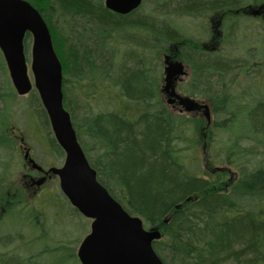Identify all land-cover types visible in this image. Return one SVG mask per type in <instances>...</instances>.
<instances>
[{"label":"trees","instance_id":"trees-1","mask_svg":"<svg viewBox=\"0 0 264 264\" xmlns=\"http://www.w3.org/2000/svg\"><path fill=\"white\" fill-rule=\"evenodd\" d=\"M28 1L51 31L63 68L64 105L91 166L128 212L140 216L146 227L160 228L162 237L153 246L163 262L264 264V68L262 74L249 71L240 88L231 87L234 68L213 65L216 60L207 59L206 52L193 57L191 47L200 42L178 23L182 16L213 12L226 13L233 22L231 10L240 1L144 0L127 15L111 11L104 0ZM230 28L225 37H230ZM31 41L27 33L28 56ZM177 48L196 70L181 88L212 108V125L204 126L208 146L223 152L210 165L233 168L232 182L222 173L210 180L203 171L198 136L202 118L181 113L165 100L163 56L180 58ZM33 116L42 134H53L38 92L26 98L16 92L0 50V208L17 219L15 228L1 232L9 235L0 241V264H80L68 242L54 243L48 230L37 226V212L26 218L53 245L39 250L38 242L28 254L5 250L15 234L21 237L18 217L27 212L20 188L19 201L7 203L16 175L10 172L12 133H34L37 127L28 119ZM21 119L23 128L17 125ZM50 141L60 161L62 150L52 136ZM1 219L0 229L10 218Z\"/></svg>","mask_w":264,"mask_h":264},{"label":"water","instance_id":"water-1","mask_svg":"<svg viewBox=\"0 0 264 264\" xmlns=\"http://www.w3.org/2000/svg\"><path fill=\"white\" fill-rule=\"evenodd\" d=\"M104 1L108 9L118 14H128L143 2ZM27 33L32 35L33 81L25 49ZM0 49L17 93L26 95L33 88L39 93L55 138L66 152L63 166L53 167L51 171L59 175L61 189L71 204L92 219L90 232L77 251L81 264H165L153 246L161 238V230L146 228L141 217L129 213L99 181L97 171L91 166L64 105L63 68L51 31L40 11L28 0H0ZM165 59L164 91L170 96L168 103L178 100L188 112L204 109L210 123L208 105H199L191 97L176 92L174 81L184 73L183 64ZM33 166L41 168L34 162ZM44 181L42 178L36 183L40 185Z\"/></svg>","mask_w":264,"mask_h":264},{"label":"rangeland","instance_id":"rangeland-1","mask_svg":"<svg viewBox=\"0 0 264 264\" xmlns=\"http://www.w3.org/2000/svg\"><path fill=\"white\" fill-rule=\"evenodd\" d=\"M147 3V1H146ZM248 5L255 7L257 5H264V1H260V0H250L249 3H247ZM237 12V11H236ZM234 13V11H233ZM211 15L208 14H203L201 15V17H189L186 16L185 18L179 19L178 23L181 26L182 29H184L185 31H188L189 34L191 36H193L196 39L202 38L204 42L208 43L209 45L211 44L210 39L212 38V36L215 37L216 36H220L221 33H215L216 32V27H219L221 25V22L224 24L226 22H228L227 20H229V15L226 13H210ZM226 16L228 17L227 20H225L224 22L222 21V16ZM243 19L238 20L236 22V29L233 31V33L230 35V38H233V42L229 41V43H224V45L226 47H228L229 49H237L240 50L243 47L245 48H251L252 50H248V52H255V54H257L259 52V54H263V49H264V41H263V35L262 32L264 31V20H260V22H258V25H255L257 28H251V23H256L254 22L252 19L247 18L245 20V17L242 16ZM231 18V17H230ZM235 20V17H234ZM229 24V23H228ZM228 24H225L223 27L222 25L219 27V31L220 29H224V36H226L227 34V30H228ZM213 27L215 28V32L213 30ZM252 33H256V36H260V40H257L258 43V48L256 51L255 43L256 40H251L253 39V35ZM202 35H207L206 37H202ZM211 37V38H210ZM236 38H242L240 40H238L237 42L234 40ZM201 40V39H199ZM202 41V40H201ZM231 42V43H230ZM31 45V44H30ZM30 61L28 62V72H29V76L31 77V80L33 78L32 72H31V47H30ZM246 51V53H248ZM169 56L175 57L172 54H169ZM260 56V55H258ZM262 58H264V55L262 56ZM173 60V59H172ZM259 60H257L258 62ZM264 63V61H263ZM165 67H166V63L164 61L163 64V69H164V78H163V82L161 84V88L163 91V94L165 96V100L169 99V94L164 91V86L166 85L165 83ZM253 72V70H252ZM255 73H257V70H254ZM263 73V72H262ZM235 73L232 74V83H231V87H240L244 84L247 83V77L244 71H239L236 73V75H234ZM245 74V75H244ZM258 74V73H257ZM177 79H179L177 77ZM177 79L176 81H174V85L177 84ZM177 87V85L175 86V88ZM177 93L181 94L182 96H188L189 94L185 93L182 90H179V88H176ZM37 92V91H36ZM186 94V95H185ZM28 95H25L24 98H26ZM190 96V95H189ZM191 98L195 99L196 96L191 95ZM196 100L197 102H199L201 105L202 104H210L209 101H206L204 99H199ZM23 100H20V103H22ZM19 103V104H20ZM172 106V108H175L177 110L180 111L181 109V105L178 103V100L174 103L170 104ZM198 109H195L191 114L192 116L194 115L195 117H201L202 119L200 120V128L198 129V136L199 138L202 137V141L200 143V149L201 151H199V158H201L202 160V166H203V171L204 173L209 177L210 180L215 179L219 173H222V177L225 181H228L230 179V177H232L233 175V168L229 167L227 164L224 163H219L217 165H210L211 160L216 156L219 155L221 153V151L223 152V149H216V150H210L209 146H208V134L205 132V128L204 126L207 124L206 120L204 118L203 112L202 111H196ZM19 115L23 116L21 113V109L18 110ZM29 119V123H31L32 128H36L37 130L34 129V133L37 136H42V132L41 130H39L38 125H35V118L34 116L32 118H28ZM17 125L21 128L24 127L23 124V120L21 119V121L19 123H17ZM45 127V124H43ZM50 127V130H52L51 125L48 126V128ZM44 131V130H43ZM53 132V131H52ZM20 134L21 132H17V133H12V137L15 140V150L18 149V144L19 142L16 140V138L13 136V134ZM33 134V133H32ZM29 135H31V133H29ZM30 139L31 141L33 140V138H27ZM208 146V147H207ZM39 153L42 154L43 151L40 150V148H37ZM53 156L57 157L58 152H54V154H52ZM48 157H50L48 159V161H52V160H56L54 158H51V155L49 154ZM42 160V162H44L45 160H43V158H40ZM65 157L63 156V159L60 158V161L58 163H54V161L51 163V165L56 166V167H61L64 163ZM22 162V157H18L16 160V163H21ZM20 175H17L14 179H16V182H18V180ZM58 184V183H57ZM48 184H46L47 186ZM59 185V184H58ZM45 186V188H46ZM226 188H228V184H225ZM44 188V189H45ZM48 188V187H47ZM51 191H54V188L51 189ZM44 192L42 191L40 193V196H38L37 194H29L27 195V201L30 204L31 208H33L34 212H37L38 215L44 217L43 221H49V223L46 225V229L48 230V228L51 226L50 230L48 231L49 236L52 238L53 241H57L58 243L62 244V242H64V240H66L69 245L71 246V248H74L75 252L77 253V248L80 244V241H82V239L89 233L90 231V224H91V220L87 219V218H81V216H79L77 213H75L72 209V206L70 203L67 202V209L68 212L65 215V220L61 219L62 224L61 225H55L54 227H52V223H56L57 220H59V215L56 212H53V207H44L42 210H40L37 207V203H41V202H45V198H44ZM30 211V210H29ZM29 213H24V221H22L21 224V228L19 230L21 237L17 234H15V238L11 240V244L8 247H5V250H9V249H15L18 250L20 253L23 254H28L30 251L35 252V250L33 249V246L35 247L36 243L39 242L42 245L39 246V250L44 249V245H46V249L50 248L53 243L52 240H48L50 237L47 236V240H43V235L40 237L39 235L41 233L38 234V232H36V229L33 228L32 226V222L26 218V215ZM46 214H47V218H46ZM2 221V219L0 220V222ZM17 224V219L15 217H11L6 224L4 225V228H14ZM57 230V231H56ZM6 239L5 235H2V241H4ZM42 240V241H41ZM8 245V244H6ZM33 245V246H32ZM4 246H1L0 248H3ZM38 251V250H37ZM67 253V250H65L63 252ZM77 256V254H76ZM44 259L41 258L40 261L43 263Z\"/></svg>","mask_w":264,"mask_h":264},{"label":"flooded vegetation","instance_id":"flooded-vegetation-1","mask_svg":"<svg viewBox=\"0 0 264 264\" xmlns=\"http://www.w3.org/2000/svg\"><path fill=\"white\" fill-rule=\"evenodd\" d=\"M235 1H240V6L238 8H235L233 10H231L232 14L235 17V20L232 22L231 18L229 17V20H227L228 17H226L225 15L222 16V21L224 22L225 20H227L228 22L226 23H222L221 25L222 27L225 24H228V29L230 28L231 34L233 33V31L236 29L235 25L236 22L238 20H242L244 16L245 20L247 18L252 19L254 23H251V28H257L255 25H258L257 23L260 22V20H264V5L260 6L257 5L255 7H252L250 5H248L247 3L250 2V0H235ZM234 11V13H233ZM237 11V12H236ZM186 17V16H185ZM238 23V22H237ZM233 24V25H232ZM220 25V26H221ZM219 26V27H220ZM219 27L216 26V32H215V28L213 27V30L215 33H221V35L218 37L215 35L212 36V38L210 39L211 44L209 45L208 43L204 42L202 38L196 39L198 42H200V45L197 46V48L191 47L193 49V51L191 52L192 56L195 57L198 54L201 56H204V52H206V58L207 59H212V60H216L217 63H214L213 65L219 66V64H222L225 69L232 67L234 68V70L231 72L232 74L235 73L234 75H236L237 72L239 71H244L245 74H248L249 71L257 70L258 74H262L263 72V67H264V63H263V59L262 55L259 54V52L257 54H255V52H248V50H252L251 48H245L243 47L240 50L235 49H229L228 47L224 46L223 41H232L233 42V38L230 37H223L224 36V29H220L219 31ZM228 33V30H227ZM230 34V35H231ZM253 35V39L251 40H256L255 43V48L257 51L258 48V43L257 40H260V36H256V33H252ZM207 35H202V37H206ZM242 38H236L234 37V40L237 42L238 40H240ZM231 43V42H230ZM199 49L202 50L201 53H199ZM178 51V56L180 58H177L178 61H181L184 65L185 68V73L182 74L181 76H179L177 79V87L179 88V90L184 91L181 87L184 86L185 83H188L191 79L192 81V76H194L196 74V70L194 71V68L192 67L191 64L187 63L182 57V51L180 50V48H177ZM246 51L248 53H246ZM260 55V56H258ZM257 60H259L257 62ZM225 74V73H224ZM244 74V75H245ZM238 88V87H235ZM240 88V87H239ZM191 96V95H190ZM197 98L199 97H195V100H198ZM201 99V98H199ZM199 101V100H198ZM210 110H212L210 104L208 103ZM181 112H183L182 106L180 109ZM196 111H202L203 110H196ZM204 115V114H203ZM212 125V124H211ZM211 125H208V127H210ZM13 136L16 138V140L19 142L18 144V149L17 150H11L9 153V160H11L13 162V167L10 170V172L12 171V173H15V177L17 175H20V179L18 180V182H16V179L12 178V183L10 184V188L7 191V202L9 204H16V201H19V195L21 193H25L27 198V195H31V194H37L38 196H40V193L43 191L44 192V198H45V202H41V203H37V207L40 210H42L44 207L53 204V212H56L59 215V220H57L56 223H52V227H54L56 224L57 225H61V219L65 220V215L67 214V197L64 195V193L61 191L60 187H59V176L52 172L51 169L53 166L51 165V163L54 161H48V159L50 157H48V155H51V158L56 159L55 156H53L52 154H54V152L51 149V141H50V137L52 136L54 139V135H50L47 136L46 134H43L41 137L37 136L36 134L33 135H29L26 134L24 135L23 133L20 134H13ZM27 138H33V140L31 141L30 139ZM56 144L58 145L59 149L62 150L60 155V158L63 159V156L65 157V151L61 148V146L58 144L57 140L55 139ZM40 148V150L43 151L42 154L39 153L38 149ZM22 157V162L21 163H16V160L18 157ZM40 158H43V160H45L44 162H42V160ZM48 158V159H47ZM38 163V165L41 168H37L33 166V161ZM59 161H54V163H58ZM40 178H45V181L41 184V185H37L34 183V181L39 180ZM58 183V184H57ZM46 184H48L46 186ZM46 186V188H45ZM48 187V188H47ZM19 188L21 190V193L19 191ZM45 188V189H44ZM54 188V191H51V189ZM23 199V202L27 205L26 209L28 213H34L33 208H31L30 204L28 203L27 200ZM30 210V211H29ZM7 214V209L4 210V207L1 206L0 208V218H11V217H6ZM36 216H38L37 219V226L43 228V230H47L46 229V225L49 223V221H43L44 217L36 214ZM20 224H22V219L24 217V215L22 214L19 215L18 218H20ZM47 214H46V218H47ZM17 225V224H16ZM16 227V226H15ZM14 227V228H15ZM51 226L48 228V231L50 230ZM13 229V228H11ZM4 230L8 231L10 230L9 228H1L0 229V241L2 240V233H4ZM48 231H47V235H48ZM57 231V230H56ZM2 232V233H1ZM12 232V231H11ZM5 234V233H4ZM7 234V233H6ZM9 235V234H7ZM5 235V237L7 236ZM64 242H67L66 240H64ZM54 243H58L57 241H54Z\"/></svg>","mask_w":264,"mask_h":264},{"label":"bare ground","instance_id":"bare-ground-1","mask_svg":"<svg viewBox=\"0 0 264 264\" xmlns=\"http://www.w3.org/2000/svg\"><path fill=\"white\" fill-rule=\"evenodd\" d=\"M59 59H60V58H59ZM60 61H61V60H60ZM228 181H231V182H232V181H233V177H230V179H229Z\"/></svg>","mask_w":264,"mask_h":264}]
</instances>
